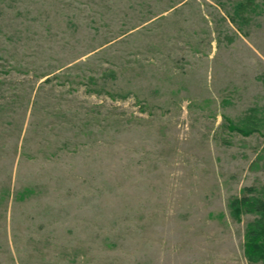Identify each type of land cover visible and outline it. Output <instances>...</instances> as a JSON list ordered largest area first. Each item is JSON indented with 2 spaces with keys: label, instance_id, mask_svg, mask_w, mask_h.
I'll list each match as a JSON object with an SVG mask.
<instances>
[{
  "label": "rangeland",
  "instance_id": "374dc122",
  "mask_svg": "<svg viewBox=\"0 0 264 264\" xmlns=\"http://www.w3.org/2000/svg\"><path fill=\"white\" fill-rule=\"evenodd\" d=\"M263 186L264 0H0V264H264Z\"/></svg>",
  "mask_w": 264,
  "mask_h": 264
},
{
  "label": "trees",
  "instance_id": "16d2710c",
  "mask_svg": "<svg viewBox=\"0 0 264 264\" xmlns=\"http://www.w3.org/2000/svg\"><path fill=\"white\" fill-rule=\"evenodd\" d=\"M250 127L245 129L247 133ZM246 191L248 194L235 199L230 207L236 216L242 213L259 216L256 220L249 223L246 234L248 246L252 249V251H249V258L254 262L264 259V186L261 190L250 187Z\"/></svg>",
  "mask_w": 264,
  "mask_h": 264
}]
</instances>
